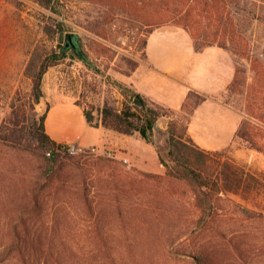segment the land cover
I'll use <instances>...</instances> for the list:
<instances>
[{"label": "rangeland", "instance_id": "374dc122", "mask_svg": "<svg viewBox=\"0 0 264 264\" xmlns=\"http://www.w3.org/2000/svg\"><path fill=\"white\" fill-rule=\"evenodd\" d=\"M261 1L257 0L258 4ZM243 8L253 10V5L241 2L239 9L233 8L239 11L240 19ZM157 9L151 0H62L61 16H51L64 23L65 32L77 36L89 64L71 58L68 52L67 57L50 65L42 79L43 98L36 103L28 74L36 69V62L59 52L63 37L44 32L46 18L35 0H0V221L7 219L6 205L12 200L25 202L28 190L41 204L38 212L24 211L29 223L49 226L58 222V234L75 238L73 250L90 256L91 264H142L144 257L135 246V230L154 242L153 246L143 245L146 261L151 260V264H195L189 255L196 250L230 261L232 238V243L248 250V264H264V154L237 136L233 141L237 115L209 102L195 112L194 126H205L206 130L198 145L233 141L217 151L219 155H212L210 165L234 160L252 172L260 184L258 192L252 191L247 200L231 193L221 195L217 213L207 226L198 228L195 224L199 210L191 188L167 177L159 163L157 151L167 150L169 124L175 121L177 128H185L188 113L200 96H191L178 113L158 119L163 123L159 148L153 129L150 142L138 131L133 133L141 142L135 143L129 168L113 152L94 147L95 151L78 148L69 158H60L52 174L44 170L47 151L38 147L29 129L34 117L46 113L49 99L45 97L55 88L62 89L95 117L104 105L122 109L129 99L119 84L126 85V77L142 58L148 31L164 24L181 27L171 21L156 24ZM202 20L203 25L206 20ZM238 25H245V20ZM247 37L251 55L264 63V20H253ZM232 57L245 84L228 90L222 99L239 113L241 122L246 118V93L240 89L250 86L254 72L250 61ZM82 127L72 119L55 129L63 131L65 138L80 139ZM234 149L241 150L240 157L232 156ZM92 237L102 238L105 247L90 242ZM132 253L137 259H132Z\"/></svg>", "mask_w": 264, "mask_h": 264}, {"label": "trees", "instance_id": "16d2710c", "mask_svg": "<svg viewBox=\"0 0 264 264\" xmlns=\"http://www.w3.org/2000/svg\"><path fill=\"white\" fill-rule=\"evenodd\" d=\"M35 1L46 18L43 25L44 32L47 35L57 34L60 39L63 37V40L66 36L71 35L75 38L73 42L76 45V50H72L62 41L58 53L49 54L36 62V69L28 74L31 78L32 98L34 102L38 103L43 98V75L50 65L67 57L68 52H70L71 58H77L85 64H89V61L80 50L77 36L65 32L64 23L55 18L62 14V0ZM151 2H154L158 7L159 18L156 24L171 21L183 27L192 37L197 49L215 44L229 50L238 58L250 61L251 69L254 72L253 81L249 87L240 89L241 92L245 91L246 93L244 105L246 118L240 122L236 136L247 142L250 148L264 154V63L251 55V45L247 37L253 20H264L262 14L259 13V10L264 9V2L261 1L259 4L257 0H151ZM241 2L244 6L253 5V10L242 9L241 19L245 20L243 26L238 25L241 20L239 11L233 9H239ZM52 14L55 16H51ZM202 19L206 20L203 25L201 24ZM153 23L149 22L148 24ZM244 26L245 28H243ZM145 42L146 39L144 45ZM136 65L133 66V69ZM26 69H31V63ZM244 84L245 80L241 70L236 65L235 76L228 86V90H235L239 85ZM119 87L128 97L129 102L124 104L119 111L109 105H104L97 109L96 117L90 112L84 111L86 121L90 126L96 127L101 123L105 128L127 135L138 131L146 142H150L155 122L162 117H168L173 111L146 100L125 84H119ZM200 100L195 102V105ZM190 114L191 112L188 113V116ZM44 119L45 113L34 117L29 133L40 149L51 151L50 155L44 154L43 156L44 170L52 174L56 172L54 165L57 161L60 158H69L70 155H61V153L55 152L54 148L60 144L53 141L45 132ZM176 125L175 121H171L169 124L167 150L162 152L159 149L157 157L159 163L164 167L167 177L180 180L191 188L195 205L199 210L195 224L198 228H203L217 213V200L221 195L231 193L240 195L244 200H247L252 191L258 192L260 184L252 172L234 160L226 159L221 162L218 160L215 163L216 166L210 165L212 155L220 153L201 149L186 136V127L179 129ZM25 196V202L23 200L21 203L15 200L10 201L6 205L7 219L0 221V264H91L90 256L73 250L72 241L76 243L75 238L65 239L61 234H58L60 229L58 222L49 226L44 222L32 223V225L29 223L24 211L38 212L41 204L36 200L35 194L29 195L28 190H26ZM88 210L92 214L93 210L90 205ZM244 211L249 212L248 210ZM147 229L150 230V228ZM135 231L137 234L135 246L142 250L140 255L144 257L142 264H151V260L146 261L147 254L143 245L153 246L154 242L138 230ZM232 239L230 240V261L221 259L218 254L211 256L202 250H196L189 256L194 259L195 264H248L245 259L248 250L242 248L239 243H232ZM90 242L98 247H105L106 244L103 243L102 238L98 239L97 237H92ZM131 256L134 260L138 257L133 253ZM135 263L138 264L136 261Z\"/></svg>", "mask_w": 264, "mask_h": 264}, {"label": "crops", "instance_id": "0c3cea01", "mask_svg": "<svg viewBox=\"0 0 264 264\" xmlns=\"http://www.w3.org/2000/svg\"><path fill=\"white\" fill-rule=\"evenodd\" d=\"M235 68V61L228 50L215 44L197 49L185 29L164 24L153 27L147 34L143 56L126 77L125 83L146 100L168 108L174 114L182 110L190 96H200V102L194 106L186 123V134L196 144L203 141L202 131L206 133L205 126H194V116L199 106L209 102L234 113L239 118L234 141L241 117L222 97L234 79ZM45 99H49V106L45 113L44 128L53 141L59 144L75 142L80 149L96 147L99 151L113 152L115 157L123 161L131 160L135 143L139 145L141 142L136 133H118L103 127L101 123L96 127L90 126L83 108L62 89L55 88L52 95ZM72 119L83 126L80 139L75 136L65 138L63 131L55 129L68 125ZM233 141L218 146L197 145L208 151H222ZM240 155V149L232 152L233 157L238 158Z\"/></svg>", "mask_w": 264, "mask_h": 264}, {"label": "built area", "instance_id": "2783aa9c", "mask_svg": "<svg viewBox=\"0 0 264 264\" xmlns=\"http://www.w3.org/2000/svg\"><path fill=\"white\" fill-rule=\"evenodd\" d=\"M117 111L121 110L120 107L115 108ZM92 151H95L96 149L94 147L90 148ZM55 152L61 153V154H69L73 155L79 151L78 147L74 144H60L59 146H56L54 148ZM51 151H47V154L50 155ZM126 164V168L130 167V164L127 161H124Z\"/></svg>", "mask_w": 264, "mask_h": 264}, {"label": "water", "instance_id": "95a60500", "mask_svg": "<svg viewBox=\"0 0 264 264\" xmlns=\"http://www.w3.org/2000/svg\"><path fill=\"white\" fill-rule=\"evenodd\" d=\"M60 45V44H58ZM162 126H163V123L161 120H158L154 126H153V132H154V136H155V139H156V143H157V146L159 148V145H160V139H161V131H162Z\"/></svg>", "mask_w": 264, "mask_h": 264}, {"label": "flooded vegetation", "instance_id": "af4514ba", "mask_svg": "<svg viewBox=\"0 0 264 264\" xmlns=\"http://www.w3.org/2000/svg\"><path fill=\"white\" fill-rule=\"evenodd\" d=\"M74 39H75V38H74L73 36H71V35L66 36L65 39L63 40V44H64L65 46L69 47V48L72 49V50H76V45H75V43L73 42ZM59 46H61V44H60Z\"/></svg>", "mask_w": 264, "mask_h": 264}]
</instances>
